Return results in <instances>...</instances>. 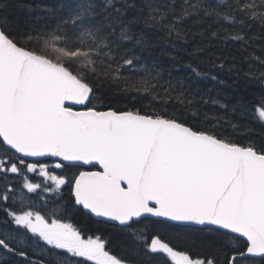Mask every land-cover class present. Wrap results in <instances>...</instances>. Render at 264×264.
I'll return each mask as SVG.
<instances>
[{
    "label": "snow or ice",
    "instance_id": "6c2138e0",
    "mask_svg": "<svg viewBox=\"0 0 264 264\" xmlns=\"http://www.w3.org/2000/svg\"><path fill=\"white\" fill-rule=\"evenodd\" d=\"M18 7L34 20L14 23L0 4V264H264V95L251 111L244 101L231 109L259 133L202 114L198 105L207 101L197 100L190 78L168 71L165 79V69L143 56L153 45L137 28L142 22L185 43L207 33L247 47L256 39L245 32L249 22L264 28V0ZM193 18L209 23L191 33L184 25ZM248 58L264 67L254 53ZM214 59L225 67L226 58ZM244 75L264 81L252 65ZM122 96L131 99L120 104ZM137 97L147 102L136 107ZM81 165L96 170L57 173ZM11 175L21 178L19 188ZM65 186L67 198L43 214L23 191L42 196ZM63 216L85 222L77 227ZM113 230L128 245L123 257L106 250L104 233Z\"/></svg>",
    "mask_w": 264,
    "mask_h": 264
},
{
    "label": "trees",
    "instance_id": "16d2710c",
    "mask_svg": "<svg viewBox=\"0 0 264 264\" xmlns=\"http://www.w3.org/2000/svg\"><path fill=\"white\" fill-rule=\"evenodd\" d=\"M52 2L53 0H0V4L8 5L6 11L9 19L14 23L19 22L21 25L26 22L31 23L34 17L28 15L18 5L21 3L50 5ZM194 19L187 20L184 25L191 33H199L201 27H206L209 23L206 21L204 25H201L194 23ZM249 25V27L245 28V32L248 36L256 39L254 43L247 47L238 42H224L217 38L208 39L207 33H205L203 38L199 35L195 37L189 35L187 43H185L184 41L178 42L168 38L162 31L147 30L144 28L142 22L138 23L137 28L145 32L146 37L153 45V47L143 53V56L156 60L165 69V79L168 78V71H171L172 77L176 79L190 78L187 82L191 83L194 90H198L197 100L202 96L207 101V103H200L198 105L202 114L207 113L209 116H224L234 123L246 124L254 132L259 133L261 128L257 124L250 123L248 120H240L239 112L231 115L232 107L240 101H244L248 106V110L251 111L254 100L264 95V81L258 78H246L244 75V73L248 72L250 65H252L257 77L260 72H264V67L259 62L248 58L249 54L254 53L255 56L264 59V28L259 24H253L251 22H249ZM37 26L39 27L40 25L38 24ZM216 27V25H213L212 30L215 31ZM204 44L210 45L205 54L203 56L193 55L194 49L198 45L203 46ZM210 56L213 59H210ZM217 56L226 58L224 68L214 66L222 62L221 60L214 59ZM192 68H197L202 76H195L191 71ZM230 69L232 70L230 71ZM211 77H216V79L213 80ZM130 99L131 96L127 98L123 96L119 97L120 104H127ZM212 100H218L220 104L227 105L228 111L221 108L220 104H212ZM137 101L135 106L141 107L147 102V98L141 99L137 97ZM155 106L157 108L160 107L159 104ZM115 231L110 232L114 235L112 237V244L115 248L127 254L128 245L125 239L123 237H116L117 234H115ZM156 259L160 261L159 257H156Z\"/></svg>",
    "mask_w": 264,
    "mask_h": 264
},
{
    "label": "flooded vegetation",
    "instance_id": "af4514ba",
    "mask_svg": "<svg viewBox=\"0 0 264 264\" xmlns=\"http://www.w3.org/2000/svg\"><path fill=\"white\" fill-rule=\"evenodd\" d=\"M78 170L92 171V170H96V169L92 168L91 166L81 165V167L79 169L72 168V169L67 170L66 172H60L59 170H57V173L70 175L72 173L77 172ZM28 175H29V178L33 182H40L42 180V178L38 177L37 174H28ZM10 182L13 184L14 188H19L22 185V180L18 176L11 175L10 176ZM23 191L34 202L35 210L41 211L42 214L44 213V211L46 209H51L52 207H54L56 205V202L59 200L60 195H63L65 198H67V194H68L67 186H65L63 188L62 193H56V192L44 193L42 196L27 193L26 189ZM43 196L48 197V199H46V200L43 199ZM58 218H61L63 220V222H71L77 227H80L85 222L83 220V218L79 217V216H63V217H58ZM88 234L92 235L93 233L89 232ZM115 234H117L116 237H122L119 234L118 230L115 231ZM161 234L164 236L165 240H168V236L166 234H164V233H161ZM104 235H105V238L109 241L107 244L106 250H109L111 254L116 255L117 257H123L126 255V253L124 251L115 248L114 245L112 244V237H114L113 234H111L110 232H106V233H104ZM173 242L176 243L175 241H173ZM157 257H159V256H157ZM75 259L82 260L83 258H75ZM159 260H161V257H159ZM85 264H94V262H87L86 261Z\"/></svg>",
    "mask_w": 264,
    "mask_h": 264
},
{
    "label": "water",
    "instance_id": "95a60500",
    "mask_svg": "<svg viewBox=\"0 0 264 264\" xmlns=\"http://www.w3.org/2000/svg\"><path fill=\"white\" fill-rule=\"evenodd\" d=\"M29 159H32V158H29ZM87 166H90V165H87Z\"/></svg>",
    "mask_w": 264,
    "mask_h": 264
}]
</instances>
